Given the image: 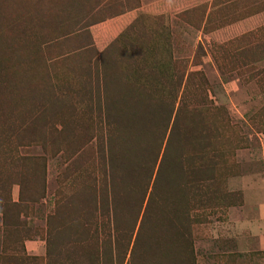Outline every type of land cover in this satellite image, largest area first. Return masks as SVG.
Listing matches in <instances>:
<instances>
[{
	"label": "rangeland",
	"instance_id": "374dc122",
	"mask_svg": "<svg viewBox=\"0 0 264 264\" xmlns=\"http://www.w3.org/2000/svg\"><path fill=\"white\" fill-rule=\"evenodd\" d=\"M133 145L122 264H264V0H0V264H87Z\"/></svg>",
	"mask_w": 264,
	"mask_h": 264
},
{
	"label": "trees",
	"instance_id": "16d2710c",
	"mask_svg": "<svg viewBox=\"0 0 264 264\" xmlns=\"http://www.w3.org/2000/svg\"><path fill=\"white\" fill-rule=\"evenodd\" d=\"M129 151H131V155L127 156L126 160L122 153L123 150L118 154L110 153L109 158L111 171L109 189L111 194H117V196L119 194V204L114 205L110 211L108 205L104 204L106 200V196H104L106 195L105 189V194H101V208L98 209L94 204H91L85 210V222L80 225L84 237L75 242L81 243L80 247L90 249L87 255L85 254L87 264H98L100 259L99 264H114L112 255H116L118 258L116 264H122L120 258L126 256L132 243L130 250L132 258L135 257V252L139 249L141 243L139 232L132 240L136 224L134 216L138 208V202L142 200L146 185L149 154L147 148L137 145H133ZM106 179L105 187L108 185ZM95 198L96 196H93V202ZM97 213H100L102 218L97 219ZM145 243L149 245L150 239L146 240ZM60 247L62 245L58 243L54 251L56 257L60 254ZM146 251V248H144L143 252L146 253ZM93 256H95L94 259H92ZM70 264L77 263L74 259H70Z\"/></svg>",
	"mask_w": 264,
	"mask_h": 264
}]
</instances>
